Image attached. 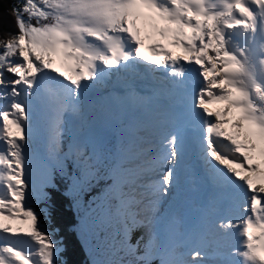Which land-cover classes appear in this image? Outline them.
<instances>
[{
  "label": "bare ground",
  "instance_id": "bare-ground-1",
  "mask_svg": "<svg viewBox=\"0 0 264 264\" xmlns=\"http://www.w3.org/2000/svg\"><path fill=\"white\" fill-rule=\"evenodd\" d=\"M158 2L160 4V0H117V2H114V5L110 7L111 9H113V11L111 12H109V7H101L100 4L95 2V8L92 11L93 14L83 12V14L85 15L84 19H78L67 23L66 27H64V29H62L60 32L53 31L48 35L37 34L33 36L34 43L39 53H41L42 55L44 54L46 58H48L50 55L51 57L49 58L52 60V63L49 64L47 60L46 63H48V65L45 66V64L40 65L37 62L38 69H36L34 63H32V66H27V63H25L24 61L22 62L21 60L19 61L21 64L20 76L14 78L13 82L17 85L21 82V78L26 79L28 73L30 71H33L34 69V72L41 76L45 71H48L43 75L45 79L52 80L54 78H57L60 74L58 70L62 73V68L70 66L75 60V56H77L79 60L78 62L82 63L83 65H87L89 62L95 61L98 55L101 58H107V56L110 59L118 58L119 51L118 49L114 48L112 43V40L113 42L116 41L117 37L113 39L114 35L110 31L112 29L115 30L116 27H120V25L126 27L127 30L131 31V34H133L135 38L142 36L146 42H148V40H153L151 44L157 42L163 37L159 31L157 34L152 32V26L155 24V20H160V18L158 17V15L160 14H157V6L159 5ZM168 3L170 5H168ZM165 5L166 6L162 7L163 16L161 17V19L168 18L171 20H181V22H184L186 20L189 27L191 14L197 15L199 19L196 20V22L198 23L196 27L197 30L200 31L197 36H194L190 34L192 28L190 30L188 29L187 33L181 35L183 38V44L166 42L164 44V48H171L174 50H177L179 48L185 50L187 52V56L192 55L194 57V55H198L196 52L192 51V49H196V44H194V42H198V40H196L197 37L200 36V38H202L201 40L203 41L206 39H204L203 36H206L207 38L209 36L210 40L211 38L218 37L220 45H217L216 49L222 46L225 50L223 56L225 66H223L224 68L222 70V75H225L226 82L230 86L228 95L225 96L227 97V100L223 102V105L221 107H217V109H214L212 104L214 100H217V98L220 97L219 95L211 99L213 94L211 93L210 95L209 92L207 94V97L202 100V102L204 103L202 104L201 102V106H205L207 109H209V113L202 111L198 108V106H195L192 103H189L188 105L178 104L176 107L175 105H173L174 100H176L175 96L171 95L173 93H168L167 96L172 100V107L170 109L174 110L177 116L169 117L167 124L172 126L173 130L176 131L178 128L177 122L179 124H183V121L181 119L183 118L187 120L185 126L195 128L193 134H197V131L204 127L203 123L205 122V118L210 117L213 122L215 121V117L212 115V113L215 114L218 118H224V115H228L231 121H237L238 118L235 119V115L239 116L240 120L242 121V128L240 129V131H238V127L233 126L234 124H225V127H223L225 131L231 134L230 137H233L232 144L237 147V151L230 150L231 148H233L231 147L232 145L229 144V146L223 144L221 142L222 140H216L215 138H213L214 143L211 142L207 146H202L201 144L199 145L195 157L196 161H199L200 158H203L202 154L205 155V158H210V160H208V164L204 165L205 171L210 178L209 185L214 183V179L212 178V169H214L215 173L217 174L215 175V179L231 177L233 179V182L241 184L243 188L247 190V192H249L250 194H254V196H256L255 200L258 202L257 205H255L254 202L253 204H251L249 195L246 198L244 197L245 201H247V204L243 201L240 207L243 208L241 210V212L243 213L246 212L245 210L249 209V212L246 214V216L252 214V217L254 219H258L260 218V213L264 211V178L257 179L253 167L250 169L245 168L248 164L253 165L254 163H256V161L251 159L252 155L249 151L243 149L244 144L242 143V141L245 137L244 133L250 134L251 136L261 135L260 133H258V125L252 120V115L255 111V97L254 89L252 86H254L255 83H258V81H264V0H167V2H165ZM84 6L88 8V5ZM103 11H106V14L109 12V14L107 16H104L102 15ZM125 15L127 17L126 21ZM134 15L137 16V21L139 20V23L143 29L142 32H139V28L136 23L131 21ZM243 15L245 16L241 17ZM246 18H249L250 20L256 19L257 23L259 25H262L263 29L259 30L258 28H253V33L246 34L245 30L248 26V23L241 20ZM203 20L208 21L207 23L209 25H212V27H214L213 29L219 30V32L215 36L213 32L212 34H209L207 32L205 33V31L200 29L202 26H204V24H201ZM158 34H160V36H157ZM91 35L94 36L92 37ZM130 36V34L126 35L125 39H129ZM228 36L230 37L228 38ZM232 36H238V39ZM252 36L255 37L252 38ZM96 37H103L102 42L98 43L94 39ZM135 38L132 41H136ZM228 39L232 41L230 43H226L225 41H228ZM204 42L208 43V41L206 40ZM235 42L239 43L240 46L233 47V49H231L232 44ZM202 45V51H204L207 49V46L209 47L210 44L204 45V43H202ZM160 49H162V47ZM228 49H231V52L228 53ZM107 50L109 51L108 55ZM149 51L153 53L154 51H156L155 47L153 49H150ZM169 58H172V56H169L168 59ZM202 65L206 67V65L208 64L203 61ZM51 67H53L54 69L50 71ZM207 70H209L208 72H210V74L208 75L213 77L215 75L216 67L211 68L209 66L207 67ZM55 73L59 74L55 75ZM77 75V72L74 73V76ZM68 81L69 80L66 78V84H68ZM3 83L5 84L7 83V81L4 80ZM108 84L112 89L116 91H120L122 89L119 81L112 82L111 80H109ZM196 89L198 90L197 87ZM159 91L160 89H158V91L156 92ZM36 94L38 96H41V102L43 103L42 112L44 113V108L47 110V114H39V116L36 117L35 125H37V127L35 129L27 128L23 125L22 127L18 126L16 128L17 133H26L29 138H35L36 136L42 134H54L57 130V127H55L54 123L55 114L60 113L59 110L58 112H56V108L58 109L60 105L54 99V107H51L50 102L52 96H48L43 87L42 89L38 87V93L36 92ZM159 94H162V91L161 93L159 92ZM177 94L180 95V93ZM122 99L125 100V97H122ZM122 99L119 100L118 98L113 102V105H107V103H105L107 111L109 109H113L114 122H120L118 115L127 112V107L125 106V102ZM182 102L184 103V101ZM228 102L230 103V105L226 106ZM169 106L170 101L167 99L165 108H168ZM228 106L230 107L228 108ZM51 115L54 116L53 123L51 125H49L48 123L45 124V120L47 122V118ZM113 115H110V111L109 113L101 112L100 118L98 117L97 119H92L90 122H88L85 127V131L81 132L79 135V143H86L89 146L90 150L93 152V148L96 142L100 139V133L104 129L111 127L110 118ZM259 119L260 117L258 116V122ZM165 121L166 120H162L161 122L150 121L146 122L143 126L139 125V130H136L137 134L134 131L127 132L126 129L125 131L128 133V137L131 136L130 139L136 141L135 144L138 145L141 143H139V140L142 139V136H147L152 132H159L160 130H162L164 128ZM234 121H232V123ZM41 122L42 126H45V130L43 131H41L40 129ZM126 122L127 121L125 120V125ZM136 127V125L133 127L126 126V128L129 129H138ZM214 129H216V127L210 130L208 134H212V131H214ZM178 134L179 133H177V135ZM233 135H235V137ZM2 137H6L8 139L7 144L9 148H11V150H13L14 152H17V155L21 157L19 159V164H17V166H19V169L25 172L32 171L34 174L42 170L41 166L44 165L45 161V157L42 155V151L34 146L29 145V143L25 139H22L23 137L21 138L16 136L15 132L11 131L8 128V125L0 116V138ZM130 139L129 141H132ZM200 140H202L204 144H207V142L203 141L204 139ZM209 149L213 150V152L215 153V157L221 163L231 169L232 172H230L229 169L227 170V167H224L220 163H218L215 158H211V156L208 155ZM216 149H224V151H229L234 156H238V158L226 160L222 156L221 152H216ZM178 150L179 152L185 151V146H183L182 148L179 147ZM239 151H242L243 153ZM161 156L162 158H160V161L158 163L163 161V164L159 165L158 169H154L152 173L153 176L159 175L160 177V175H164L166 169L167 174L169 172H174L175 168L178 167V165H176L175 163L176 159L182 162V156H178L177 158L175 156V158H173V161H171L172 155L171 151L169 150H165L164 154H162ZM211 159H213L214 162H212ZM128 161H130V158L128 160H125L124 162ZM23 164L27 165V168ZM171 165L172 171L168 170ZM164 166H167V168H165ZM162 169V173L159 174V171H161ZM147 174L151 175L152 177V174L150 172H148ZM187 174L188 171H185V169L181 173L179 185H181V183L183 182V188ZM167 176L169 177V174ZM178 177L179 174L177 175V173L175 172L174 179H177ZM153 179H155V177ZM163 179L165 180L166 177L164 176ZM249 179L251 180L248 181ZM5 180L6 184L2 185L1 182ZM245 181H248V184H246ZM156 183H159V180ZM13 187V183H9V181H7L5 172L1 171V194H3V192H6L7 189H12ZM169 187L170 192L173 193V195H171L170 201L171 204H174L177 202L176 200L180 195V192L178 191L180 190V186L173 187L170 185ZM259 187H262V190H258ZM199 188L200 187H198V189ZM217 188V185H212L207 188L205 193L206 199L205 202L202 203V205L204 206V208L209 209L216 215L215 220L218 225V223H221L226 217L220 215L219 208L221 207L217 200H215L218 193ZM240 197L241 199H243V196ZM131 199L132 197L126 199L122 211L126 213L125 215H127V220L130 223L129 236L132 241L130 242L138 245V247L142 250V253H144L149 250L151 245L155 242V239H162L164 237L163 233L165 221L159 220L161 216H158L153 220V222L149 221L146 222V224L139 222L136 219L137 217L135 211L137 204ZM149 204L152 205L151 203ZM244 204H246V207L244 206ZM230 205L231 203L227 204V206L225 205L224 207L227 208ZM163 208L167 212L171 211L170 208H168L167 200L164 201ZM14 215L9 219V222L11 220H15ZM232 215L233 214L231 213L229 217L232 218ZM235 220L233 223L240 224V218H237L239 222ZM243 222L245 225L244 219L242 220V223ZM233 223H230V225H227V227L220 228V226H218L217 228L220 232L217 236L212 238L210 236L209 239H202L198 242L199 254L200 257H202L201 259H203V264H264V256L260 258L257 253L264 249V235L260 237L256 236L257 234L253 233L254 229H252L250 225H248V230H244L243 228L241 230H238V227H233ZM9 227L14 232L22 235H16V240H12L9 242L13 247V253H7V251L0 252V256L3 257L1 262L3 264H19L18 258L26 261H34V255L32 254V251L34 250L33 243L36 241V237H34L35 235H33L31 232L25 235V233H21L20 230H18V228L16 227ZM164 244L165 239H163L162 242V249L164 247ZM202 254L205 255V258ZM239 256L242 257L240 258Z\"/></svg>",
  "mask_w": 264,
  "mask_h": 264
},
{
  "label": "rangeland",
  "instance_id": "rangeland-1",
  "mask_svg": "<svg viewBox=\"0 0 264 264\" xmlns=\"http://www.w3.org/2000/svg\"><path fill=\"white\" fill-rule=\"evenodd\" d=\"M103 1L104 0H28L27 4H26V8H28L31 13H34V14L38 13L36 15L50 14L51 17L57 18L58 26H56L55 29H53V30L48 29V31L43 32V33L30 34L31 33L30 32V33H28L29 36L26 38L20 34L17 38L11 39L8 43H0V80L3 79L4 77H6V78H9L13 81L14 78H17L18 76H20V72L18 73V75L15 74L14 68L18 66L17 62H19L21 60H22V62L24 61L25 63H27V66H29V65L32 66L33 65L32 63H34V66H36V69H38L37 62L40 65L45 64V66H47L49 61H48V63H46L47 59L44 56V54L42 55L37 50L36 45H35L34 40H33V36H35L37 34L38 35H48L53 31L54 32H56V31L60 32L62 29H64V27H66L67 23L78 20V19H84L85 15L83 14V12L93 14L92 11L95 8V6H94L95 2H97L98 4H100L101 7H104V8H107V7L110 8L112 5H114V2H117V0H105V2L102 3ZM165 2H167V0H160V4H159V2H158V4L162 5V7H164V6H166ZM84 5H88V8ZM168 5H170V4L168 3ZM52 10H53V12H55L56 16H54L52 14L53 13V12H51ZM111 11H113V9L110 8L109 12H111ZM105 12L106 11H103L102 15L107 16L109 14V12L107 14ZM39 13H41V14H39ZM162 16H163V14L158 15L160 20L156 19L154 23L159 24V25L161 23L162 24L164 23L166 25L168 23V21L171 20L168 18H165V19L162 18L161 19ZM198 19H199V17L197 15L191 14V20H189L190 21L189 27H188V23L186 20L184 22H182V26L179 25V23H177V22H173V25L168 29V31H169L168 34L171 35L172 31H174V30L177 31L179 34L178 37L182 39L181 44H183V38L181 35L187 33L188 29L190 30L192 28L191 29L192 31L190 33L191 35H194V36L198 35V33L200 31V30H197V27H196L198 24L196 22V20H198ZM207 22L208 21L203 20L201 22V24L202 25L204 24V26H202L200 29L205 31V33L207 32L209 34H212L213 30H215V29H213L214 27H212V25H209ZM117 27H119V26H117ZM120 27L122 29L124 28V26H122V25H120ZM125 29H127V28L125 27ZM110 32L113 33V35H114L113 39H115L117 33L114 32V29H112ZM193 32H194V34H193ZM218 32H219V30H216L214 36ZM245 32H246V30H245ZM202 34H203V32H202ZM101 35H103V34H101ZM91 36L93 37L94 35H91ZM157 36H160V34H158ZM229 37L230 36H228V38ZM232 37L237 38L238 36L237 37L232 36ZM254 37L255 36H252V38H254ZM203 38L204 39L206 38L205 40L208 41V43H205L204 42L205 40L204 41L201 40L202 38H200V36L197 37L196 40H198L199 43L196 42V43H198V44H196V50L197 51L199 50V51L196 52L198 55L197 56L194 55V57L196 56V58H198V60L201 59L202 52H203L202 51V46H203L202 43H204V45L210 44L209 47L207 46V49H210V51H211V61L213 62V65H209V66L211 68L216 67L215 75L213 77L216 78L217 80L215 81V80L209 79L208 80V86H213V89H215V90L220 89V90H222V92L225 91V95L217 94L220 97H218L217 100H214L212 102L214 109H217V107L218 108L221 107L223 105V102L226 101L225 99L227 97H225V96L228 95V91L230 88V86L226 82L225 75L224 76L222 75V73H223L222 70L224 68L223 66H225L224 58H223L225 50L222 46L219 47L218 49H216V46L220 45L218 37L211 38V40H210L209 36H208V38L206 36H203ZM102 39H103V37H98L95 40L99 43V42H102ZM231 41L232 40L228 39V41H225V42L230 43ZM238 46H240V44L235 42L232 44L231 49H233V47H238ZM200 47H201V49H200ZM231 49H228V53L231 52ZM70 53H72V52H70ZM171 56L174 57V55H171ZM175 57H176V55H175ZM184 57H188L187 54L184 55ZM216 64H219V66H217ZM46 72H48V71H45L44 73H46ZM58 72L61 73L59 70H58ZM58 74L55 73V75H58ZM208 74H210V72H208ZM76 79H77V76H74V73H73V75L69 76L68 84L71 82H74ZM1 81L3 82L4 80H1ZM225 87H226V89H225ZM252 87L254 89V97H255V104H254L255 111H254V114L252 115V117L253 118L256 117L255 120H257L258 116L263 117V118L259 119L260 120L259 123H258V121L255 122L259 128L258 133H260L261 135L260 136L259 135H257V136L252 135L251 136L250 134L244 133V136H245L244 139L248 138L247 136H250V137H253L252 140H254L255 142H259L263 139L262 135H264V81H262V82L258 81V83H255V85ZM255 89H259L257 94L255 93ZM3 90H4V86L0 85V95H1V92L3 93ZM177 93L178 92H174L171 95H174L175 98L177 99V98H179V95ZM196 98H197V96H194L193 98H191V101H193V99H196ZM120 99H122V97H120L119 100ZM141 99H142L141 97L135 96L133 102L135 103V105H137L141 101ZM123 101L125 102V100H123ZM90 104H91V107L89 108V111L86 115H87V117L90 116L89 118L94 119V117H95L94 110L96 108V102L91 101ZM50 105H51V107H54V99H51ZM227 105H230V103L228 102V104H226V106ZM77 107H78V104L75 105V108H77ZM171 107H172V104L169 106V108H171ZM229 107L230 106H228V108ZM59 108L58 109L56 108V112H58V110H59L60 113L55 114V120L57 117L64 115V113L61 111L60 106H59ZM198 108L201 109L202 111L209 113V109H207L205 106L203 108V106L199 105ZM166 112H168L167 119L171 116H177L176 112L174 110L167 109ZM100 113L101 112H99V114H98L99 118H100ZM212 115L216 119V126L218 125V127H216V129H214L215 132L212 131L214 138L216 140H219V139L222 140L221 142L223 144L232 145L231 147H233V148H231L230 150L237 151V147L232 144L233 137L232 136L230 137L231 134L228 133L227 131H225V129H223V127H225V124H232V125L234 124L233 126L238 127V129H239L238 131H240V129L242 128V121L240 120L239 116L235 115V117H236L235 119L238 118L237 119L238 122L232 120V121L236 122V123H234V122L232 123V121L230 120L228 115H224V118H218L213 113H212ZM38 116H39V114H38ZM36 117H37V115H36ZM78 117L81 118L80 116H78ZM146 117H148V115H146ZM76 119L77 118H74V121L77 122V123L76 122L75 123H76V125H78L77 128L79 129V135H80L81 132L85 131L86 126H84V128L82 129L80 127V125H81L80 120L79 119L76 120ZM113 120H114V115L110 118V123H111L110 128L111 129H114V127H116V124L119 123V121L114 122ZM53 121H54L53 115H51L50 117L47 118V123L49 125H51L53 123ZM141 121L143 122L141 124L143 126L146 123L145 121H147V118H143ZM35 123H36V118H35ZM123 126L126 127L125 124H123ZM25 127H27V126H25ZM60 127L62 128L61 125H60ZM67 129H68V125L66 124V129L65 130L62 129L60 131L59 144L57 146H54L53 145L54 142H50V146L52 148L49 147L48 150H46L47 153L51 154V156H54L53 161H54L55 165L60 166V164L65 159L73 158L76 161L75 165L77 167L78 166L82 167V169H81V167L79 168V170H81V175H80V178L78 180V185H80L82 187H85L88 183H90L89 182L90 180L94 181V179L95 180L98 178L104 179L106 177L112 179V175H115V174L112 173L111 167L115 166V164L113 162H110L108 159V157L110 156V153H107L106 151H103V150L108 149L110 151L111 150L113 151V149L118 144V139L115 138V139H111L110 142L99 141L98 143H96V145H97L101 142V146H102V148L97 151L98 155L96 156L94 154V152H96V145L93 148V152H92L86 143H79V138H78L77 143H73V142L69 141L66 137V136H68V130ZM199 132H200V130L197 131V134ZM21 133H23V132H21ZM122 133L125 134L124 140L127 141L126 138L130 139L131 136L128 137V133L125 131V128H123V127H122ZM155 133H157V134L154 136V138L151 137L152 139L146 138L149 134L147 136H142L141 137L142 139L139 140V143L140 142L141 143L138 145L135 144L136 141L130 139L132 141H130L131 143L127 144V146L130 150H132L134 155L124 154L121 152V155H122L124 161L128 160L129 158H130V161L123 162L122 167L117 172V175H115L117 178H120L122 180V185L120 186L122 193H123L121 196V201H122L121 206L122 207L120 209H118V213H121L125 218L126 225H127L126 238L129 240V242L131 241L130 236H129L130 223L127 220V215H125L126 213H124L122 211V208L124 207V203H125L127 198L132 197L131 200L136 202V204H137L136 210H135L136 211V217H137L136 219L141 223L146 224V222H149V221L153 222L154 219H156L158 216H161L160 215L161 211H163L164 213H168L166 210H164V208L161 209V207H160V205L163 206L164 201H162V200L159 201L158 200L159 195L151 193V191L149 190V189H151V187L148 184V181L151 179L150 178L151 176L147 173L150 172L152 174L154 169H158L159 165L163 164V161H161L160 163H158V162L160 161V158H162L161 155L164 153L163 150L164 149L168 150L166 147L164 148L165 144H163V142H162L164 133L162 131L152 132V133H150V135L153 136V134H155ZM165 134H167V132ZM233 136L235 137V135H233ZM22 139L26 140V138H24V137ZM203 141L206 142L205 140H203ZM83 144H86V145L84 146ZM200 144L202 146L208 145L206 143L204 144L202 142V140H200ZM29 145L33 146L31 143H29ZM109 145H111L110 148H109ZM261 146H262L263 150H259V148H260L259 145L257 148H258V151L262 152V154L264 155V141H263ZM244 147H245V145H244ZM245 148H243V149H245ZM257 148H255V149H257ZM247 149L246 150L251 153V151H250L251 149H249V148H247ZM217 151H219V149H216V152ZM208 155L211 156V158H215V160H217V162L220 163L222 166L227 167L226 165L221 163L215 157V153L213 152V150L209 149ZM251 155L253 157L254 153H251ZM204 156L205 155L202 154V157H203L202 159L204 161V165H206V164H208V160H210V158H207V157L205 158ZM252 157H251V159H252ZM252 160H254V159H252ZM263 160L264 159H261V161H263ZM211 161L214 162L213 159H211ZM14 166H15V168L19 169V166H17V164H15ZM134 168H139V169H134ZM226 169L228 170L229 168L227 167ZM19 170L22 171L21 169H19ZM229 170H231V169H229ZM16 171H17V174L19 175L17 177L18 179H22L21 176H24V174H26V175L28 174V172H25V171H22L24 173H22L18 170H16ZM51 171H52V165L47 164V165H44L42 167V170L39 173L38 177H35L31 173H29L27 176L28 183H26L27 187L25 190L28 191L30 196H28L29 195L28 193H25V196L28 198H33V199L42 198L44 196V194L46 193L45 189L49 186V184H51ZM108 174H109V176H108ZM152 177H153V174H152ZM140 180H142V181H140ZM12 181H13V179H12ZM20 182H23V181L21 180L18 183H20ZM83 182L86 185H84ZM15 185H16V187H18V186L20 187V185L17 186L16 183H15ZM142 186H145V187L141 188ZM154 186H156V185H154ZM189 186L190 187L193 186L192 182L189 184ZM19 187H18V189H20ZM153 188L155 189V187H153ZM161 193H163V188L160 187V194ZM3 194H5V192H3ZM18 194H21V193H18ZM0 195H2L1 192H0ZM79 195L80 194H78V196ZM109 195L110 194H106L105 197L101 199L99 206L90 211V214L97 217L98 222H96L94 220L90 223V222H87L85 219L80 220L79 236H80V239L83 242V244H84V246H85V248L89 254V257H90L92 264H128L130 262V257L128 255L129 253L128 254L125 253L122 250V247L120 248V250L123 254V257L118 256L116 253L117 249H119V238L121 237L118 233V230H115L116 232H113L112 227L109 230L106 229L110 224H112V226H117V224H118V219H117L116 215L114 214V201L115 200H112V198L109 197ZM28 198L26 199V202H24L26 205V206H24V208L22 205L19 206V209H20L19 217L20 218L16 221V225L13 226L11 224V221H13V220H11L10 222L8 220V224L11 227L18 228V230H20V232L23 234L25 233V235L29 234L30 232L33 235H35L34 237H36V241L33 243V249L35 250L36 248H38V250L34 254V261H29V262H32L33 264H37L35 262V260H36L38 263H43V264H53L54 263V264H56V262H55L57 260L56 255L59 254V252H57L58 241L53 236V231H50L48 227L41 228L40 226L35 225L36 222L35 223L32 222L29 225L27 218H29L31 216V209L30 208L32 205H30V204L32 203V201L34 203V200L33 199H32V201L30 200L31 201V203H30ZM23 199H25V198H23ZM7 201H8V198H7ZM149 203H151L152 205H150ZM28 205H30V207H28ZM244 206L246 207V204H244ZM159 209H161V210H159ZM23 212L24 213L28 212V214L26 215L27 218L22 217ZM261 214H262V216L260 217V219L264 218V211H262L260 213V215ZM14 216H15V219L18 218V213L15 214ZM180 216H181V211H179L178 207H176L174 209L173 215L171 217H168V219H166V224H165L166 225V235H169V239H168L169 244H171V242L174 241V238L179 233L180 221H181ZM235 219L236 218H233V217L231 218L228 216L227 219H224L221 223H218V225H217V222L208 221L206 223L207 231L202 232L200 234V236L198 237L199 239L197 240L195 249H193L192 251L190 250V252L188 254H181L177 248H173L170 250V252L168 253V256L164 260V262H165L164 264H203V262H202L203 259H201L202 257H200V254L198 253L199 252L198 242L202 239H209L210 236H211V238L217 236L218 233L220 232L217 228L218 226H220V228L221 227H227V225L229 226L230 223H233L234 222L233 220H235ZM260 219L256 220V223L253 227V229L255 230L254 233H256L257 235L260 234V232H258V230H257V227L260 225V221H259ZM218 222H220V221H218ZM237 222H239V221L237 220ZM243 224L244 223H242V222H240V224L233 223V227L236 226V227H238V230H241ZM26 225H29V226H26ZM199 225H202V224H199ZM26 227H31V228L27 229ZM233 230H235V229H233ZM102 232H104V233H102ZM38 235H40L41 239H43L44 242L48 241V242H50V244H41V240H38V238H37ZM132 244H134V243H132ZM135 248H136L135 252L137 254L142 253V250L138 247V245H136ZM135 248H133V249H135ZM155 248H157V245H155ZM55 249H56V251H55ZM58 249H60V248H58ZM161 251L162 250H160V252ZM194 254L199 255V257L198 256L195 257ZM156 255H157V253H156ZM202 255L205 258V255L204 254H202ZM239 257L241 258L242 256H239ZM18 260H22V259L18 258ZM23 261L28 262L26 260H23Z\"/></svg>",
  "mask_w": 264,
  "mask_h": 264
},
{
  "label": "trees",
  "instance_id": "trees-1",
  "mask_svg": "<svg viewBox=\"0 0 264 264\" xmlns=\"http://www.w3.org/2000/svg\"><path fill=\"white\" fill-rule=\"evenodd\" d=\"M27 1L0 0V43H8L20 34L26 38L30 32V34L43 33L48 29H54L57 25V18L51 17L50 14L31 13L26 8ZM52 14L56 16L55 12ZM79 178V168L75 166L72 159L66 160L65 164L59 168L54 167L48 193L42 200L34 201L30 208L31 215L35 216L38 226L48 227L50 231H53V236L59 240L61 249L57 251L59 254L56 255V264H92L79 236V224L81 219L90 223L94 220L98 222L97 217L90 214V211L99 206L106 194H110L109 197L115 200L114 214L118 219L117 226L110 224L106 229L109 230L112 227L113 232L118 230L121 237L116 253L123 257L120 248L122 247V250L128 254L131 246L125 236L126 222L123 215L118 213L122 194L120 184L112 186L115 179L106 177L90 180L87 185L83 182L86 186L82 187L78 185ZM128 255L130 257L128 264H143L136 253ZM150 264L162 263L154 261Z\"/></svg>",
  "mask_w": 264,
  "mask_h": 264
},
{
  "label": "water",
  "instance_id": "water-1",
  "mask_svg": "<svg viewBox=\"0 0 264 264\" xmlns=\"http://www.w3.org/2000/svg\"><path fill=\"white\" fill-rule=\"evenodd\" d=\"M103 135H104V137H110L111 136V131L110 130H106Z\"/></svg>",
  "mask_w": 264,
  "mask_h": 264
}]
</instances>
